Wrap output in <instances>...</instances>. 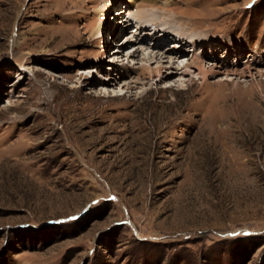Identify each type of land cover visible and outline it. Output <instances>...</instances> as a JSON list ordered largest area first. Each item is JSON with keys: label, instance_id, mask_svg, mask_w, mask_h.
<instances>
[{"label": "rangeland", "instance_id": "374dc122", "mask_svg": "<svg viewBox=\"0 0 264 264\" xmlns=\"http://www.w3.org/2000/svg\"><path fill=\"white\" fill-rule=\"evenodd\" d=\"M0 264H264V0H0Z\"/></svg>", "mask_w": 264, "mask_h": 264}, {"label": "bare ground", "instance_id": "6f19581e", "mask_svg": "<svg viewBox=\"0 0 264 264\" xmlns=\"http://www.w3.org/2000/svg\"><path fill=\"white\" fill-rule=\"evenodd\" d=\"M111 5L112 4H110L108 7H107V9H105L106 11H105V14L101 17V20H100V29H99V31H101V36H106V30H105V28H106V25H107V23H106V18H107V14H108V10L110 9V7H111ZM127 9V8H126ZM126 10H124V9H121V10H118V12L119 13H124ZM151 15V18H149V16ZM164 15V14H163ZM160 16V15H159ZM161 17V16H160ZM167 17V16H166ZM177 18V17H176ZM159 18H157V16L154 14V12L153 13H151V14H139V17H138V19H137V21H139L140 20V22H143L144 20H150V21H153V24H158V27H155V29H154V33H152V35H154L155 34V36L156 35H160V34H163L164 33V36H169V35H172V33H170L169 31H168V29L167 28H169V27H167V26H165V24L161 21V20H159V21H157ZM161 19V18H160ZM171 19V18H170ZM143 20V21H142ZM169 20V19H168ZM176 20H178V19H176ZM164 21V20H163ZM172 21V20H171ZM182 22V21H181ZM145 23V22H144ZM177 24H178V22H177ZM147 29V30H146ZM161 31V32H160ZM139 32L140 33H144V34H149L148 32H150V31H148V28H146L145 26H140L139 27ZM178 32H181V33H186L185 31H180V30H176L175 29V34H179L178 36H176L177 37V39L179 40V41H181L182 42V39L184 40L185 38H186V35H183V36H180V33H178ZM157 33V34H156ZM174 35V34H173ZM194 38V37H193ZM160 39H162V38H160ZM189 38H186V40H188ZM196 40V38H194V41ZM176 42H178V41H176ZM175 41H173V46H175L176 47V43ZM155 45L158 47H160V45H159V42L158 43H155ZM155 49L157 50V48L155 47ZM155 51V50H154ZM153 51V52H154ZM156 52H158V51H155V53H153V54H146V55H144L145 56V58L146 59H148V60H150V59H153L156 63H157V66L155 67V68H153V67H151V66H149V65H144V66H142V69H143V71H146V72H148L149 73V75H152V74H158L159 76H160V79H164V78H171V77H173L172 75L174 74V73H176L177 74V72H184L185 70V67L187 66V65H181L180 63H179V61L177 60V59H180L182 56L180 55V51H178V50H173V51H171V52H168V53H165V52H162V53H156ZM174 52H176V53H174ZM164 54H167V55H164ZM174 54H176V55H174ZM147 60V61H148ZM188 66H195V67H197L202 73H204L205 75H207L208 74V72H209V69H205L204 67H203V63H202V61H200V62H194V61H192V62H190L189 64H188ZM210 72H211V69H210ZM111 81V80H110ZM111 83V82H110ZM102 93V95L103 96H107V95H109V92H107V91H102L101 92ZM114 95V94H113Z\"/></svg>", "mask_w": 264, "mask_h": 264}]
</instances>
